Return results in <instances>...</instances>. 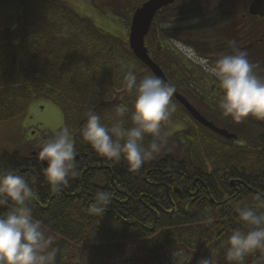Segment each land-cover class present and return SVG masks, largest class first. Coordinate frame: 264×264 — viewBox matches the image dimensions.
Wrapping results in <instances>:
<instances>
[{
	"label": "trees",
	"instance_id": "trees-1",
	"mask_svg": "<svg viewBox=\"0 0 264 264\" xmlns=\"http://www.w3.org/2000/svg\"><path fill=\"white\" fill-rule=\"evenodd\" d=\"M89 3L100 14L119 17L127 30L140 6L136 0ZM20 4L14 27L0 32V124L22 117L30 101L41 97L60 107L70 132L82 133L85 113H102L112 103L109 90L123 88L122 63L136 65L138 82L146 73L126 41L97 30L60 0ZM180 36L199 48L195 35ZM160 39L158 32V46ZM197 129L183 132L182 142L177 135L169 137L171 145L164 140L138 173L124 160L114 163L88 144H74L79 175L58 193L29 147L0 149V171L25 176L37 193L33 214L56 238L57 264H169L175 255L181 264L211 256L215 264H226L222 245L239 226L237 210L250 194L264 195V130L242 134L247 146L236 147ZM99 191L113 197L96 217L87 208ZM9 207L0 206V215Z\"/></svg>",
	"mask_w": 264,
	"mask_h": 264
},
{
	"label": "clouds",
	"instance_id": "clouds-1",
	"mask_svg": "<svg viewBox=\"0 0 264 264\" xmlns=\"http://www.w3.org/2000/svg\"><path fill=\"white\" fill-rule=\"evenodd\" d=\"M228 44L231 52L211 64L194 50L177 46L218 82V107L224 117L237 124L249 117L264 121V66L250 61L235 40ZM135 69V64H129L123 76V89L133 97L131 108L117 105L110 125L89 110L81 133L83 141L98 155L114 163L124 160L132 173H138L142 165L161 152L165 143L162 124L176 111L171 102L174 87L155 75H144L138 82ZM129 122L130 126H126ZM38 156L46 162L43 173L53 193L60 192L79 175L76 148L67 128L45 139ZM112 197L110 191L97 192L87 212L101 217ZM35 199L37 193L25 176L12 170L0 171V206L10 205L6 214L0 215V264H57L56 238L47 234L42 222L34 217L31 205ZM237 211L239 226L222 245L226 264H248L250 258L252 264H264V211L258 213L246 205ZM199 264L215 261L211 256Z\"/></svg>",
	"mask_w": 264,
	"mask_h": 264
},
{
	"label": "flooded vegetation",
	"instance_id": "flooded-vegetation-1",
	"mask_svg": "<svg viewBox=\"0 0 264 264\" xmlns=\"http://www.w3.org/2000/svg\"><path fill=\"white\" fill-rule=\"evenodd\" d=\"M21 1L18 0L20 3ZM111 1L115 4L128 2V0ZM136 1L141 5L148 0ZM252 1L174 0L172 4L156 12L145 37L147 54L159 67L167 82L201 117L216 128L234 134L236 139H224V141L236 147H245L247 144L242 134L264 130L263 122L249 117L237 124L231 118L224 117L218 107L220 95L218 82L192 61H186L184 65L180 60L183 55L180 54L177 45L194 50L197 55L206 58L211 64L221 55L230 53L231 48L228 42L235 40L237 46L248 53L250 61L264 66V17L248 13V7ZM74 7L79 8L77 5ZM131 16L132 14L130 18ZM158 32L161 35L159 46L155 42ZM182 34L195 35L194 41L199 48L189 46L181 38ZM145 69L147 75H153L149 68ZM171 102L175 104L176 110L183 112L191 119L173 97ZM192 122L195 127H201L195 121L192 120ZM30 148L28 154L43 165L38 156L40 146H30Z\"/></svg>",
	"mask_w": 264,
	"mask_h": 264
},
{
	"label": "rangeland",
	"instance_id": "rangeland-1",
	"mask_svg": "<svg viewBox=\"0 0 264 264\" xmlns=\"http://www.w3.org/2000/svg\"><path fill=\"white\" fill-rule=\"evenodd\" d=\"M68 8L74 11L78 16L84 18L92 23V25L104 34L110 35L120 42H127L128 30L125 22L115 15L100 14L93 6L90 5L89 0H67L62 1ZM77 5L79 8L74 7ZM21 4L18 0H0V32L4 30H11L16 24L17 18L20 14ZM179 48V47H178ZM180 50V48H179ZM181 55L187 56L180 50ZM191 61V60H190ZM121 72L127 71V65L122 63ZM143 75H147L146 73ZM111 98V105H107L102 110L101 120L103 123L109 124L113 120L114 109L120 102L127 104L131 108V100L133 97L127 96L124 89L114 92L109 90ZM263 122L264 121H260ZM162 137L169 143V137L177 135L179 141H183V132L195 130L194 122L188 118L183 112L176 110L173 112L169 120L163 123ZM126 126H130L126 124ZM66 128L63 112L60 107L53 104L47 99L37 97L32 99L27 105L25 114L15 120L7 121L0 124V149L7 152L25 149L27 147H38L42 142L51 137L55 131ZM182 131H178L181 130ZM70 132V131H69ZM74 144H87L83 141L81 132L75 130L70 132ZM148 141V140H146ZM174 143L171 140V145ZM251 144L248 143V146ZM247 146V144L245 145ZM243 204L254 209L264 210V196L250 194ZM181 255H175L170 260L169 264H181L183 258Z\"/></svg>",
	"mask_w": 264,
	"mask_h": 264
},
{
	"label": "water",
	"instance_id": "water-1",
	"mask_svg": "<svg viewBox=\"0 0 264 264\" xmlns=\"http://www.w3.org/2000/svg\"><path fill=\"white\" fill-rule=\"evenodd\" d=\"M174 0H148L138 7L132 14L129 33L127 39V45L132 53L133 57L141 63L144 67L151 70L152 74L159 76L167 82L164 78L159 67L152 62L147 54L145 48L144 39L149 32V29L153 23L154 16L157 11L173 3ZM248 13L250 15H257L264 17V0H253L249 7ZM173 98L186 110V112L201 126L215 133L216 135L224 139H235V135L229 134L225 130H221L213 126L201 115L176 91L173 93ZM46 166V162L42 161ZM231 186L234 185V181L230 182Z\"/></svg>",
	"mask_w": 264,
	"mask_h": 264
}]
</instances>
